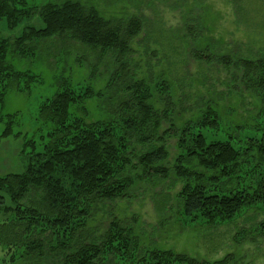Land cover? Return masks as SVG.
I'll list each match as a JSON object with an SVG mask.
<instances>
[{"label": "trees", "instance_id": "obj_1", "mask_svg": "<svg viewBox=\"0 0 264 264\" xmlns=\"http://www.w3.org/2000/svg\"><path fill=\"white\" fill-rule=\"evenodd\" d=\"M35 14L42 25L38 28L28 24ZM117 17H103L96 7L73 0L37 8L27 0H0V18L6 26L24 27L16 39L0 37V142L21 139L22 163L20 173L0 175V211L11 213L0 224V247L9 255L7 264H14L19 250L23 252L18 260L24 264H224L226 260L201 262L171 250L145 247L116 219L103 234L88 226L91 207L98 212L104 201L129 196L135 171L142 180L168 178L169 170L157 164L168 159L163 143L170 137L179 149L172 171L182 180L176 199L184 219L216 227L264 204L262 180L223 194L209 190L211 182L230 177L239 152L229 138L207 144L205 135L194 130L190 121L177 128L168 116L174 90L167 80L176 71L170 57H182L187 49L196 61L216 62L226 71L240 72L241 83L258 94L264 108V58L239 57L233 50L228 55L215 54L203 45L200 48L202 29L196 21L185 25L182 38L166 32L170 56L164 54V71L150 65L138 80L135 76L141 68L127 60L144 20ZM55 38L60 44L74 41L87 47L98 62L108 57L112 72L97 89L89 84L72 86L65 78L55 77L52 95L37 108L36 128L29 130L19 123L17 111L3 113V104L10 89L28 92L35 82L39 85L38 68L50 50L41 46ZM191 44L195 46L192 50L188 49ZM89 66L95 69L96 65ZM153 79L158 81L151 86ZM155 96L164 103L163 110L153 107ZM217 116V108L206 107L196 127L214 124ZM259 116L264 117V111ZM164 121L169 125L161 130ZM262 124L264 119L259 118L257 127L247 132L246 150L264 156ZM193 162L205 171L195 170ZM246 174L251 176L252 171ZM7 201L10 205L6 207ZM40 219L49 225L47 231L36 227ZM259 226L264 227L263 223Z\"/></svg>", "mask_w": 264, "mask_h": 264}, {"label": "rangeland", "instance_id": "obj_2", "mask_svg": "<svg viewBox=\"0 0 264 264\" xmlns=\"http://www.w3.org/2000/svg\"><path fill=\"white\" fill-rule=\"evenodd\" d=\"M64 1L66 0H27L29 5L36 8L48 2L60 4ZM73 1L96 7L103 17L136 16L144 20L140 35L131 42L133 52L127 60V63L131 62V65L135 64L141 68L135 76L138 80L143 79L145 69L150 65L151 68L161 66L160 70L164 71V54L170 56L165 40L166 32L172 31L182 38L186 31L185 25L191 26L196 24V21L200 22L202 29L203 38L198 45L200 48L203 45L215 54L228 55L233 50L239 57L264 58V0ZM28 24L36 28L42 26L36 14L32 15ZM22 25L9 29L0 18V37L16 39L24 28ZM146 38H151L150 42H147ZM41 47L50 50L47 61L38 68L41 70L40 79L37 80L39 85H35V82V86L32 85L28 92L21 90L15 93L10 89L3 104V113L17 111L19 123L29 130L36 128L37 108L47 96L52 95L55 77L65 78L72 86L89 84L97 89L102 88L112 72L108 57L98 62L97 55L74 41L60 44L58 38H55ZM194 47L191 44L188 49L192 50ZM154 51L158 56H154ZM187 51L186 49L182 57L178 56L179 54L170 57L176 71L173 78H167L174 90L170 107L173 110L168 115L169 119L177 128L190 121L194 130L202 131L205 135L207 144L223 142L229 138L231 145L239 152L236 167L229 172L230 177H220L219 181L211 182L209 186L212 189L209 190L223 194L226 190H235L237 187L246 188V184H255L256 180H262L264 184V156L246 150V139L249 137L247 132L257 127L259 118L264 119L259 116L264 111L260 97L244 87L241 83V73L237 70L234 74L233 68L226 71L222 64L196 61ZM89 65H96L95 69L89 68ZM155 76L158 77L157 74ZM157 81L158 79H153L150 85L156 84ZM152 103L157 110L164 109V103L157 96ZM206 107L217 108L216 121L214 124L197 128L196 123L202 120L201 116ZM168 125L167 121L162 122L161 130H165ZM262 126L264 127V124ZM20 143L21 139L18 138L0 142L1 176L12 172L20 173ZM163 144L168 159L157 166L169 170L168 178L157 181L142 180L143 178H138L140 173L135 171V184L131 187L129 196L113 202L104 201L102 206L97 207L100 208L98 212H94L95 207H91L93 217L88 220V226L97 227L103 234L116 219L122 228L127 229L132 236L138 237L145 247L171 250L201 262L226 260L224 264H264V227L259 226L261 223L264 225V204L260 207H250L238 217L216 227L200 223L201 221L192 223L184 219L181 205L176 199L182 180L175 177L172 171L179 149L174 137L167 138ZM192 167L205 171L195 162ZM247 171H252L251 176L246 174ZM214 174L215 171L208 172V175ZM231 177L234 180L230 181ZM9 205L7 201L5 206ZM10 214L9 211L1 209L0 224L4 219L10 218ZM43 222L40 219L36 225L39 231L40 227L45 231L49 229L46 221ZM55 238L56 236L53 239ZM22 252L17 251L14 264H24L18 260ZM8 256L0 247V264H7Z\"/></svg>", "mask_w": 264, "mask_h": 264}]
</instances>
